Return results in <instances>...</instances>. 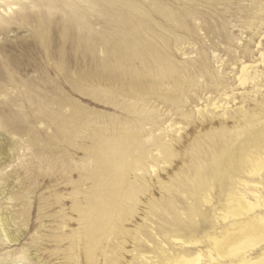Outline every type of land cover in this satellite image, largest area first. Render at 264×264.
Segmentation results:
<instances>
[{
  "label": "rangeland",
  "instance_id": "374dc122",
  "mask_svg": "<svg viewBox=\"0 0 264 264\" xmlns=\"http://www.w3.org/2000/svg\"><path fill=\"white\" fill-rule=\"evenodd\" d=\"M44 1L49 0H0V44H4L0 45V264H84L80 209L92 189L87 174L98 154L99 137H108L104 130L108 120H126L124 113L96 95L97 86L72 76L80 67L71 60L70 46L62 54L51 51L49 62L42 58L34 64L38 59L30 29L42 19L30 14L49 10L40 6ZM73 1L88 7L92 0ZM7 3L12 10L7 11ZM143 3L152 41H162L159 47L177 69L184 70L178 69L185 79L195 73L196 79L180 93V106L157 107L177 121L171 128L163 123L157 133L167 129L162 137L174 144L179 156L170 164L154 162L155 171L146 175L151 190L141 195L124 223L125 230L135 234L110 236L98 264H178L181 257L198 252L202 264H231L232 257H216L214 239L248 219L264 216V166L258 174H250L252 154L256 149L264 152V0ZM2 57L7 63L1 64ZM243 63H250V69L245 86L239 87L237 75ZM18 81L35 87L21 93L11 85ZM143 125L150 127L146 120ZM206 131L209 139L214 135L225 145L213 151L204 144L210 158L196 160L199 167L220 163L226 150L235 152L224 166L222 183L210 181L196 191L192 170L184 168L187 179L178 190L182 201L169 206V214H162L158 204L150 208L144 198L164 202L169 196L166 182L182 170L184 160L187 163L186 147L195 134L201 137ZM146 152L148 157L159 155L151 145ZM238 198L255 205L249 215L223 219ZM187 239L198 242L190 244ZM115 248L119 262H104L103 256L107 259ZM248 253L260 257L264 241Z\"/></svg>",
  "mask_w": 264,
  "mask_h": 264
},
{
  "label": "bare ground",
  "instance_id": "6f19581e",
  "mask_svg": "<svg viewBox=\"0 0 264 264\" xmlns=\"http://www.w3.org/2000/svg\"><path fill=\"white\" fill-rule=\"evenodd\" d=\"M42 3L44 5L40 6H46L49 10L41 9L38 13L31 11L30 14L31 18L39 16L42 19L37 28L30 29L29 40L35 43L33 53L38 59L34 64L39 65L42 58L49 62L51 51L62 54L63 49L70 46V50L74 51L71 60H76V66L80 67L73 69L72 76L85 79L92 87L97 86L94 89L96 95L126 116L123 121L111 117L105 126L108 131L104 128L108 137L102 134L98 139V154L92 163L90 175L87 174L92 189L84 199L85 206L80 209L83 213L80 224L84 264H98L99 255H104L102 246L111 239L110 236L123 238L125 234H135L125 230L124 223L135 212L141 195L151 190L146 175L155 171L154 162L170 164L173 158L179 156L174 144L162 137L167 129L157 133L163 123H167L166 128H171L177 121L172 114L164 113L157 107L159 104L167 109L180 106V93L196 79V73L187 74L185 79L180 74L184 70L178 68L179 72L168 53L159 47L162 41H152L143 0H92L88 7L73 0ZM5 5L7 11L13 9L10 3ZM4 63L7 62L2 57L1 64ZM249 69L250 63L242 64L237 75L239 87L245 86ZM53 70L58 72L54 67ZM65 74L70 75L69 71ZM11 85L24 94H28L32 86L35 87L34 83L32 86L29 84L28 88L23 81L12 82ZM153 98L156 104L150 102ZM212 100L214 98L209 99ZM219 101L212 105L217 107ZM144 120L150 124L147 129L143 125ZM71 132L72 125L69 124L66 134L70 137ZM148 135L151 136L149 140L146 138ZM223 142L219 143L214 135L209 139L207 131L201 137L195 134L185 150L189 153L187 163L183 159L185 165L181 167L182 170L173 173L166 182L164 189L169 196L164 202L157 203L147 194L149 198L144 199H148L149 207H157L158 204L162 214H169L172 209L169 206L182 201L178 190L187 179L183 174L184 168L192 170L196 191L203 190L202 187L210 181L222 183L226 170L224 166L235 158V152L226 150L220 163L208 167H199L196 160H209L204 144L215 151L225 145ZM255 143L257 146L258 143ZM147 145L153 146L159 155L148 157ZM256 150L251 157L250 174H258L264 166V152ZM211 200L209 198L206 202L210 203ZM254 206L245 198H238L223 219L247 217ZM143 231L148 234L144 228ZM133 239L137 241V238ZM263 241L264 216L258 215L246 220L243 225L227 230L225 235L216 237L214 250L218 258H234L229 260L234 261L231 264H264V253L258 258L248 253ZM187 242L196 244L198 240L187 239ZM114 250L107 259L103 256L104 262H119V252L117 248ZM209 253L213 257L211 251ZM201 259L202 254L198 252L194 256L181 257L178 264H202Z\"/></svg>",
  "mask_w": 264,
  "mask_h": 264
}]
</instances>
